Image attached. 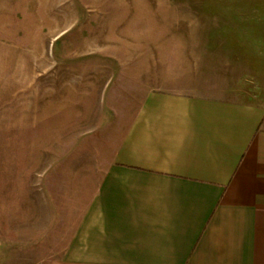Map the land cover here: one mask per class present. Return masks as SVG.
Wrapping results in <instances>:
<instances>
[{"label": "rangeland", "instance_id": "374dc122", "mask_svg": "<svg viewBox=\"0 0 264 264\" xmlns=\"http://www.w3.org/2000/svg\"><path fill=\"white\" fill-rule=\"evenodd\" d=\"M5 1L23 33L0 74V264L63 254L147 93L254 96V0Z\"/></svg>", "mask_w": 264, "mask_h": 264}, {"label": "crops", "instance_id": "0c3cea01", "mask_svg": "<svg viewBox=\"0 0 264 264\" xmlns=\"http://www.w3.org/2000/svg\"><path fill=\"white\" fill-rule=\"evenodd\" d=\"M10 6L0 0V74L23 33ZM254 9V96L195 84L147 93L48 264H264V0Z\"/></svg>", "mask_w": 264, "mask_h": 264}]
</instances>
